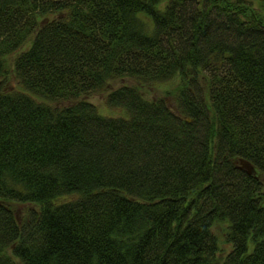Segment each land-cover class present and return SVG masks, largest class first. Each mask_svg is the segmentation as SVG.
Returning a JSON list of instances; mask_svg holds the SVG:
<instances>
[{"label":"trees","instance_id":"trees-1","mask_svg":"<svg viewBox=\"0 0 264 264\" xmlns=\"http://www.w3.org/2000/svg\"><path fill=\"white\" fill-rule=\"evenodd\" d=\"M262 176L264 0H0V264H264Z\"/></svg>","mask_w":264,"mask_h":264},{"label":"rangeland","instance_id":"rangeland-1","mask_svg":"<svg viewBox=\"0 0 264 264\" xmlns=\"http://www.w3.org/2000/svg\"><path fill=\"white\" fill-rule=\"evenodd\" d=\"M52 16H53V14L47 15V17H49V18H51ZM28 44L29 43H26L24 46H22L15 53L11 54L8 57V60L12 61L13 58L16 56V54L19 53V51L24 50V49H26L28 47ZM131 83H132V81H129V80L117 81V82L111 83L110 88H116V87H118L120 85H123V84L130 85ZM176 86H177L176 84H173V83H170V82L158 83L156 85H153L154 88L149 90V94L151 96H156V97L163 98L169 104H172L173 103L172 96H170L167 92L174 90L176 88ZM87 101H89L90 103L94 104L98 108L100 113H102V114L115 116V117L120 116V115H124L125 111H123L122 108L110 107V106H108L106 104V102H105V93H103V94H101V93H93V94H91V95H89L87 97ZM246 167H248V166H246ZM261 179L264 181V176H262ZM8 204L11 207H13V209L16 211V213L18 215H20L21 212H23L25 209H27V206H20V205L12 204V203H8ZM214 231L218 235L220 243L224 244L223 243V236H222L221 228L218 226L217 228H214ZM224 250H226V249H224Z\"/></svg>","mask_w":264,"mask_h":264},{"label":"water","instance_id":"water-1","mask_svg":"<svg viewBox=\"0 0 264 264\" xmlns=\"http://www.w3.org/2000/svg\"><path fill=\"white\" fill-rule=\"evenodd\" d=\"M250 172V170H248Z\"/></svg>","mask_w":264,"mask_h":264}]
</instances>
